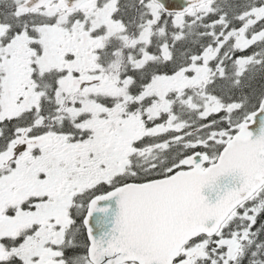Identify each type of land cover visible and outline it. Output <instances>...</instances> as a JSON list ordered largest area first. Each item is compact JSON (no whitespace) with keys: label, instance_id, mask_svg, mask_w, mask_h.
I'll list each match as a JSON object with an SVG mask.
<instances>
[{"label":"rangeland","instance_id":"1","mask_svg":"<svg viewBox=\"0 0 264 264\" xmlns=\"http://www.w3.org/2000/svg\"><path fill=\"white\" fill-rule=\"evenodd\" d=\"M25 1L0 0L1 117L10 120L18 119L24 112L36 107V97L26 94L21 82L32 75L34 66L40 68L42 73H68L70 69L80 74L81 78L76 81L71 77H64L59 81L62 85L59 96L66 100L67 93L72 94L73 103H76L78 89L82 95L90 91L101 94L103 88L115 84L113 79L106 78L104 69L98 71L91 66L93 60L88 53L96 48L95 42L100 44L101 38L105 36L118 45L112 51L114 60L109 65V70L115 72L123 62L121 53L124 49L126 52L136 50V56L148 51L154 25L160 27L157 35L164 36L165 33L167 19H164L161 8L154 2L140 5L139 0H94L67 13L59 2H52L46 9L35 12L52 24L35 26L32 32L26 29V32L11 36V26L3 21L5 19L14 25L23 24L26 27L28 13L18 10L19 5ZM117 6L123 9L124 15H128L131 9L132 15H140L141 28L135 34H131L122 21L116 20ZM217 10L218 3L209 2L168 21L174 27L185 23L193 24ZM262 19L264 5L241 14L238 20L243 24L238 29H228L231 23L222 15L221 20L216 23L218 28L212 31V42L215 44L207 47L200 57H194L188 68L168 79L157 80L159 100L147 112L123 116V119L115 123L114 130L108 129L98 134L101 135V143L98 146L94 143L90 149L69 145L57 149L53 143L51 151L55 155L52 160L46 161L49 169L44 176L37 172L33 182L29 170L24 178L21 177V173L28 169V159L22 158L25 156L23 154L28 153L26 149L34 142L36 146L44 143V137L32 136L33 133L28 129L16 131L13 140L8 142L7 149L0 156V171H9L0 179V262L66 264L63 249L69 242L65 243L70 234L73 240L81 234L80 229L72 227L69 218V211L76 197H81L102 182L111 183L118 176L136 175L140 169L147 170L148 161L157 159L162 150L169 151L175 147L185 157L194 153L185 152L186 150L198 146L213 148L212 143L221 144L231 129L227 127L233 128L232 123H240L249 114L242 116L239 112L242 103L234 101L236 96L243 98L244 91L241 90L250 84V81H242L241 77L245 75V71L254 73L264 65V51H257L249 57L233 56L230 52L243 51L264 40V30L252 36L248 33L249 28ZM67 20L72 21L71 31ZM142 23L146 24L142 26ZM66 28L71 33L64 34ZM228 42L232 45L226 48ZM141 43L143 47L139 46ZM73 48H77L74 55L82 57L72 63L70 68L65 63V57L70 51H74ZM161 49L166 56V47ZM220 55L233 61L231 66L236 68L238 76L235 80L227 77L223 61L218 60ZM85 56H88V61ZM128 56L130 61L131 52L127 54L126 63L129 62ZM143 63L144 60L141 64ZM130 82V78L125 81L126 84ZM111 89L116 91L114 87ZM171 92L175 93L177 102L187 108L182 113L179 111V116L173 111L175 101L169 98ZM81 111L82 109L68 112L76 115ZM191 111L196 115L197 121L214 114L226 115L216 119L211 126L193 127L192 123L187 122ZM163 118L164 122L161 121ZM206 129L211 134L206 135ZM98 140L97 137L96 141ZM23 146L25 149L18 154ZM83 152L87 153L85 157ZM15 154L17 156L14 160ZM155 163L154 167L165 165V162ZM259 200L254 199L242 212L234 213L230 220L240 217L247 223L254 221L263 206ZM23 203L27 210L22 213L20 207ZM75 213H78L77 210ZM213 238L194 243L185 251L184 258H192L194 264H205L208 252L212 251L215 253L214 257L222 259V264H233L241 257L249 232L244 229L235 231L227 238L220 232L217 239ZM219 251L223 253L219 254ZM83 264L90 263L84 261ZM211 264H217V261L213 260Z\"/></svg>","mask_w":264,"mask_h":264},{"label":"trees","instance_id":"2","mask_svg":"<svg viewBox=\"0 0 264 264\" xmlns=\"http://www.w3.org/2000/svg\"><path fill=\"white\" fill-rule=\"evenodd\" d=\"M213 2L218 3L217 12L211 13L206 18H202L201 21H196L193 24L185 23L183 26L174 27L168 19L173 21L175 16L163 13L164 19H167L165 21L164 36L157 35L160 27L154 25L152 29L153 35L148 42V51L146 50L145 53L136 56V50H127L126 52L124 49L121 53L123 62L115 72L109 70V65L114 60V52L112 51L117 49L118 45L105 36L101 38L100 45H98V41L95 42L96 48L88 54H90L95 68L98 71L104 69L106 78L113 79V83L115 84H110L108 87L103 88L101 94L90 91L86 95H82L78 89L77 92L79 94L76 103H73L72 94L67 93L66 100L59 96L62 93V85L59 81L64 77H71L73 80H76L81 78L80 74L70 69L68 73L59 71L42 73L40 68L34 66L32 75L29 78L21 80V82L24 92L36 97L34 99L36 107L28 112H24L18 119L10 120L9 118L1 117L2 106L0 103V156L7 149L8 142L13 140L16 131L20 129H29L33 133L32 136L44 137L43 139L46 141V145L43 144L40 147H35L36 149L33 151V154L32 152H28L23 154L25 156L22 158V160L28 159V162H26L28 169L25 170L26 172L23 171L21 173V177L24 178L29 170L32 174L31 182H33L37 172H41L44 176L49 169L46 161L52 160L55 155L51 151L53 143H55L57 149L64 148V146L67 147V145L69 147L81 146L84 149H90L94 143L98 146L101 143V135L98 134L105 130L113 129L115 123L119 119H123L122 117L125 115L147 112L159 100V87L156 85L157 80L168 79L188 68L191 66L194 57H200L207 47L215 44L212 42V31L218 28L216 23L221 20L222 15H225L226 20L231 23L228 29H238L243 24L238 20L241 14L264 5V0H215ZM27 13L26 27L23 24L14 25V23L4 19L3 22L11 26L9 29L11 36L26 32V29L32 32L35 26L52 24L44 16L37 15L35 12ZM132 13L133 10L131 9L128 15H124L123 9L117 6L116 20L122 21L131 34H135L141 28V17L138 13H134L133 15ZM68 24V28L71 31L72 21H69ZM145 24L142 23L141 25L144 26ZM263 30L264 19L249 28L248 33L249 36H252ZM109 43L111 44L107 46ZM231 45L232 43L228 42L226 48H229ZM109 46H113V48H109ZM139 46L143 47L144 45L141 43ZM164 46L166 47V56L161 49ZM73 50L65 57V63L70 68L72 63L82 57L78 54L74 55L77 48H73ZM257 51H264V40L256 43L252 47L245 48L243 51H231L230 53L233 56L249 57ZM129 52H131L132 56L130 57V61L128 56L129 62L126 63ZM82 53L83 51L81 50V55ZM109 57L110 59L107 61ZM85 60H89L88 56H85ZM143 60L144 63L141 64ZM218 60L223 61V65L226 67L227 77L235 80L238 76L235 73L236 68L231 66L233 61L223 55H220ZM128 78L131 79V82L126 84L125 81ZM241 80L244 82L250 81V84L241 90L244 91L242 99L234 93L233 96L237 98L234 101L242 103L239 112L244 116L247 113L255 111L264 97V65L254 73L245 71V75L241 77ZM113 87L116 88V91L111 89ZM169 98L175 101L173 111L176 115L179 116V111L182 113L183 110L187 109L184 105L177 102L174 92L170 93ZM225 100L227 101L228 99ZM223 102L227 103L225 101ZM80 109H82L81 113L76 115L68 112L69 110ZM224 114L226 115V113L214 114L197 121L196 115L191 111L187 122L189 124L192 123L193 127L199 125L203 127L211 126L214 124V121L216 122V119ZM161 121L164 122V118ZM238 124L232 123L233 128L227 127L231 129H229L221 144L215 145V143H212L214 145L213 148L198 146L195 149H189L185 152H207L211 159L216 158L226 142L236 133V125L238 126ZM208 134L211 133L206 129V135ZM97 137L100 142L99 140L96 141ZM172 152L174 153L172 154ZM86 154V152L82 153L84 157ZM183 158L184 154L179 153L175 147L169 151L168 149L162 150L157 159L148 161L147 170L140 169L136 175L118 176L111 183L102 182L94 189L86 191L81 197H76L71 209L72 227L80 229L81 234L77 235L75 240H73L71 234L69 237V234L67 235L69 240L65 244L68 242L69 244L63 249V260L66 261V264H83L84 261L88 262V242L82 225V218L87 204L92 197L106 193L125 183H140L166 177L182 168L181 162ZM154 161L160 163L165 162V165H157L154 167ZM8 173L9 171L1 170L0 179L4 178ZM254 199H260L259 201L263 205L254 221L247 223L245 219L236 217L234 220H230L221 231L222 235L226 238L235 231L244 229L249 232V239L243 244V253L233 264H264V188L255 198L247 202L242 209H239V212H242L246 206L253 203L252 201ZM24 206L25 204L23 203L20 207L22 213L27 210ZM75 210H77V214ZM206 239L208 238L200 237L192 243L194 244ZM213 239H217V236ZM218 253L221 254L223 252L219 251ZM214 256L215 253L209 251L205 259V264H211L213 260H216L217 264H222V259L219 256ZM0 264L5 263L0 262ZM12 264L16 263L14 262Z\"/></svg>","mask_w":264,"mask_h":264},{"label":"water","instance_id":"3","mask_svg":"<svg viewBox=\"0 0 264 264\" xmlns=\"http://www.w3.org/2000/svg\"><path fill=\"white\" fill-rule=\"evenodd\" d=\"M50 1L28 0L19 8L39 10ZM61 1L75 10L92 0ZM211 1L154 0L170 15ZM238 128L212 164L207 153L195 152L183 160L185 170L92 198L83 220L89 262L193 264L192 258L177 261L182 249L199 237L216 236L229 216L264 187V98Z\"/></svg>","mask_w":264,"mask_h":264},{"label":"flooded vegetation","instance_id":"4","mask_svg":"<svg viewBox=\"0 0 264 264\" xmlns=\"http://www.w3.org/2000/svg\"><path fill=\"white\" fill-rule=\"evenodd\" d=\"M57 2H59L60 4H61V6H63V4H62V1H60V0H56ZM56 1H52V2H56ZM136 1V0H135ZM52 2H49L48 4H50V3H52ZM147 2H154L153 0H146L143 4H145V3H147ZM155 3V2H154ZM48 4H46V6L42 9V10H44V9H46V7L48 6ZM140 5L142 4L141 2L139 3ZM156 4V3H155ZM139 5V6H140ZM64 11L67 13L68 12V10H66L65 8H64ZM74 11H76V10H74ZM69 12H72V11H69ZM67 24H68V20H67ZM69 33V30L66 28V30H65V33L64 34H68ZM98 45H100V44H98ZM129 46V45H128ZM91 66L92 67H95V64L92 62V64H91ZM74 81H76V80H74ZM44 141V143H46V141L45 140H43ZM44 143H42V144H37V146H36V142H34L33 143V145L31 146V147H29V148H27L26 149V151L27 152H33L34 151V148L35 147H40L41 145H43ZM25 146H26V144H25ZM25 146H23V147H21L19 150H18V154H21L22 153V151L25 149ZM35 146V147H34ZM34 147V148H33ZM17 153V152H16ZM17 155L15 154L14 155V160L16 159L15 157H16ZM85 215H86V210H85V212H84V215H83V218H82V225H83V228H84V224H83V220H84V217H85ZM69 218H71V216L69 217ZM71 221H72V218H71ZM84 231H85V229H84ZM85 235H86V231H85ZM86 239H87V236H86ZM87 242H88V239H87Z\"/></svg>","mask_w":264,"mask_h":264}]
</instances>
